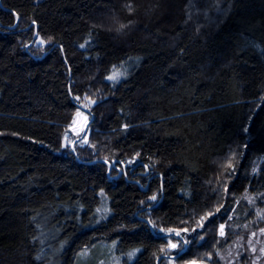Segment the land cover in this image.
<instances>
[{
  "label": "trees",
  "instance_id": "16d2710c",
  "mask_svg": "<svg viewBox=\"0 0 264 264\" xmlns=\"http://www.w3.org/2000/svg\"><path fill=\"white\" fill-rule=\"evenodd\" d=\"M37 30L53 42L30 45ZM113 65L128 73L115 86L104 80ZM70 87L104 97L93 108L95 155L60 147ZM233 149L225 201L217 177L231 179L221 165ZM137 152L119 173L92 162ZM225 203L178 261L216 251L224 259L210 264L263 261L250 249L264 228V0H0V264H99L111 252L120 264H164L167 239L141 218L191 229Z\"/></svg>",
  "mask_w": 264,
  "mask_h": 264
},
{
  "label": "snow or ice",
  "instance_id": "6c2138e0",
  "mask_svg": "<svg viewBox=\"0 0 264 264\" xmlns=\"http://www.w3.org/2000/svg\"><path fill=\"white\" fill-rule=\"evenodd\" d=\"M128 11L129 13L133 12L132 5L129 4L128 6ZM13 16L16 17V20L19 21L20 17L19 14L16 12L12 13ZM131 23V21L129 22ZM32 25L37 26V21L32 20ZM16 25H10V27H15ZM128 27V25L125 24H120L119 27L116 29L117 32H120L121 30L125 29ZM33 35L36 37L35 43L40 46L43 49V46L46 44H51L53 42L52 37H48L47 40L43 39L40 37L39 31H35ZM86 44H81L79 45L80 48H84ZM23 48H28V44L22 45ZM60 51L61 53L64 52L63 46H60ZM67 58H65V63H67ZM113 71L104 77L105 81L111 82L113 86H115L117 83L121 81V78L127 76V70L119 71L116 70V66L113 65ZM71 73V69L69 68V74ZM91 79V78H89ZM90 88L85 91L83 95H76L73 94L71 87L68 90V95L71 98V101L73 102V106L75 108V112L72 115V119L70 122L64 127V130L61 134L60 137V147L62 149L64 148H70L73 153L77 151V147L80 148H90L92 150L93 155L96 154L99 144L98 143H93L92 140L90 139V133L92 131V123L94 122V112L93 108L95 106H98L101 100L104 99L100 95L101 89L97 88L95 92H91ZM87 113V114H86ZM91 118V119H90ZM123 130H127L130 126L128 124H123L122 126ZM245 133L248 132V128L244 129ZM247 148L248 145H245ZM238 153L236 152L235 149L230 150V154L225 158L224 163L221 165L223 172L222 176H227L230 177L231 179L228 181L221 180L220 177H217V182L220 184H223V198L225 201H227L229 192H230V185L238 176L237 172V167H236V158H237ZM239 155H243V153H240ZM141 154L139 152L135 153V155L127 160H116V159H109L107 156L98 158L97 160L92 161L93 163L100 162L102 159L103 165L107 166L109 174L113 170H116L118 173L121 172V168H126L127 166L133 165L137 162ZM117 164L121 165V168H117ZM144 169L147 171L150 169L151 165L149 164H144L143 165ZM257 169L254 167L252 169V173L256 174ZM125 176H127V172L125 171L123 173ZM137 183H139L137 181ZM143 187V185H142ZM164 186L163 183H161L160 188L158 189L157 193H154L153 195L149 196L147 199L149 202H156L159 199V196L163 193ZM214 192L219 191V189H214ZM247 191V189H246ZM101 193H103V190H101ZM249 199V203H253V200L251 198ZM240 201L238 200L237 203ZM141 205L145 203V201L140 202ZM228 205L221 204L220 206L216 207L214 211H207L204 215H201L199 217V220L197 221V227H193L191 229L184 227V228H164L160 227L157 230V224L153 219H143L141 218L140 224L143 225L144 227L150 226L153 232H156L157 235L155 238H162V239H167V245L162 246L159 249V252L162 253L161 256H157V259H166L168 260V264H172L173 259H179L182 254H184L185 249L187 246L192 242V240L196 239V235H198L199 230L205 229L208 225L214 224L215 220L217 218H222L220 215L222 212V209H224V214H227V209ZM152 206L149 204V214H151L152 211ZM101 209H97V212H100ZM235 211V209H233ZM105 214L109 213V209L104 210ZM258 216H260V212L257 213ZM231 215H229V219H231ZM264 218V217H261ZM182 224L188 223V221H181ZM123 227V226H121ZM225 224H220L219 225V230L218 234L220 237L225 236ZM261 233H264V228L260 229ZM163 233V236H160L159 234ZM196 234V235H193ZM253 236H255V233H252ZM186 237H191V239H188ZM173 239H176L177 241H182V243L178 242H173ZM205 240V237L200 236L199 240L197 241L198 244H201ZM115 244V242H113ZM201 246H203L201 244ZM171 250H177V254L175 257L169 256V252ZM139 251V249L133 250V252H129L127 255L129 259H131L134 255L135 252ZM253 252H255V248L252 249ZM262 253H264V248L260 250ZM80 255H86V252L80 253ZM213 255L220 257V259H224V257L220 254L219 251H216L215 253H207L205 257L201 259H193V260H186L184 264H205V261H208L209 264L212 261ZM118 264V261H117Z\"/></svg>",
  "mask_w": 264,
  "mask_h": 264
},
{
  "label": "rangeland",
  "instance_id": "374dc122",
  "mask_svg": "<svg viewBox=\"0 0 264 264\" xmlns=\"http://www.w3.org/2000/svg\"><path fill=\"white\" fill-rule=\"evenodd\" d=\"M35 40H36V37H34V39L31 41L30 45L33 44L34 46L40 47V46H38L35 43ZM73 113H72V115H73ZM77 149H79V150H87L88 149V151L92 152V150L90 148H87V147H85V148L77 147ZM64 150H71V149L70 148H64ZM116 167L117 168H120L118 166H116ZM105 209H107V208H105V204H102V209H101L100 213L103 214L102 215L103 217L106 215L105 212H104ZM253 237L254 236H252L251 238H253ZM173 242L181 243L180 241H177L176 239H173ZM242 244H243V242H242ZM236 247L237 248L240 247L238 243H237V245L233 246L232 248H236ZM251 248L252 249L255 248V252H253L252 249H250V253H252V256H253L252 260H254V261L257 260L258 261L261 258H263L262 264H264V253H262L260 251L262 248H264V233H261V232L257 233V235L255 236V239L253 241V245H252ZM225 253H226L225 254V257H228V256L230 257V256L235 255V251H232V252L230 251V252H225ZM176 254H177V250H171L169 252V256H171V257H175ZM239 254L240 253H238L237 256H239ZM117 261H118V264H120L119 259L115 255H113V253L111 252V255H109V257H105V259H103L102 261H100L99 264H117ZM184 262L185 261H178L177 259H173L172 264H184ZM164 264H168V260L165 259Z\"/></svg>",
  "mask_w": 264,
  "mask_h": 264
}]
</instances>
